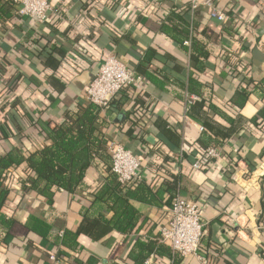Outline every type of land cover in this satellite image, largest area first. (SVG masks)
Wrapping results in <instances>:
<instances>
[{
    "label": "crops",
    "instance_id": "0c3cea01",
    "mask_svg": "<svg viewBox=\"0 0 264 264\" xmlns=\"http://www.w3.org/2000/svg\"><path fill=\"white\" fill-rule=\"evenodd\" d=\"M190 1L48 0L40 23L0 0V157L50 145L45 128L89 104L114 54L139 87L118 92L96 126L106 153L122 145L143 175L113 190L133 209L123 215L95 202L109 173L95 155L82 186L50 199L21 186L35 175L24 160L0 169V264H171L160 230L176 193L198 204L202 222L198 255L177 264H264V0H214L225 21ZM186 94L197 98L188 111Z\"/></svg>",
    "mask_w": 264,
    "mask_h": 264
},
{
    "label": "trees",
    "instance_id": "16d2710c",
    "mask_svg": "<svg viewBox=\"0 0 264 264\" xmlns=\"http://www.w3.org/2000/svg\"><path fill=\"white\" fill-rule=\"evenodd\" d=\"M101 109L96 104L89 102L82 111L68 114L61 123L45 128L47 137L52 140L50 145H45L24 158L8 152L5 156L0 157V169L6 170L24 160L35 175L28 174L21 180V186L50 199L58 188L73 192L78 186H82L86 170L95 155L105 164L109 162L107 164L109 172L107 183L97 192L95 202L111 201L115 214L124 211L123 215H127L128 212H133L129 205L123 206L121 196L113 193V190H121L124 184L119 182L111 170V158L105 151L106 141L96 126V124L104 123L100 118ZM136 181L140 183L142 179ZM7 192L8 190L5 188L0 189V206L4 202ZM125 194L133 196L130 191ZM113 195L114 197H112ZM115 222V218L111 220L113 225ZM120 222L122 221L120 220ZM117 227L120 228L118 223ZM176 255L178 254L172 251L171 264H177Z\"/></svg>",
    "mask_w": 264,
    "mask_h": 264
},
{
    "label": "built area",
    "instance_id": "2783aa9c",
    "mask_svg": "<svg viewBox=\"0 0 264 264\" xmlns=\"http://www.w3.org/2000/svg\"><path fill=\"white\" fill-rule=\"evenodd\" d=\"M19 4V14L27 16L40 23L48 20L52 7L48 0H16ZM200 4L210 9L211 17L218 21H225L227 16L214 5V0H191L190 9L197 8ZM189 41H184L188 44ZM140 77L134 74L118 57L108 54L98 67L87 90L88 100L97 106L106 108L111 99L124 87H139ZM197 99L194 95H185L184 109L188 111L192 102ZM203 129L202 126L199 127ZM186 146H180V153H184ZM108 152L111 158V170L122 184L141 180L143 175L139 172L140 160L130 150L118 143H110ZM205 154L211 158H218L220 151L217 147L209 146ZM194 169H200V161L193 162ZM167 222L161 228L160 234L163 241L169 243L173 252L179 256L198 255L200 239L202 236V222L200 209L197 203L189 201L176 193L167 208ZM55 261V255L49 256Z\"/></svg>",
    "mask_w": 264,
    "mask_h": 264
}]
</instances>
